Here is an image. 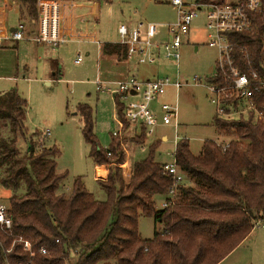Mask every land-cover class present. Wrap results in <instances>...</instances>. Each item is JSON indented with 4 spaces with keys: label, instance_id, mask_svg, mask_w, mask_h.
<instances>
[{
    "label": "trees",
    "instance_id": "1",
    "mask_svg": "<svg viewBox=\"0 0 264 264\" xmlns=\"http://www.w3.org/2000/svg\"><path fill=\"white\" fill-rule=\"evenodd\" d=\"M21 4L37 20L36 0ZM254 26L251 33L239 35L238 42L248 47L264 76V6L254 14ZM102 51L127 58V47L119 42L104 43ZM53 77L61 79L60 66ZM255 100L264 112V91ZM121 106L119 116L127 129L130 123ZM27 107L28 100L15 90L0 95V119L10 122L12 133L0 137L1 183L14 192L8 205L12 228L0 225V264H219L258 222L264 223V118L255 119L253 113L237 119L216 115L220 134L236 138L227 148L205 140L196 155L190 141L180 139L176 162L186 180L177 186L175 205L158 210L156 196L167 197L173 184L167 163L156 160L161 140L151 145L145 159L131 163L126 184L119 166L126 163L119 137L102 147L91 108L80 105L89 155L96 168L109 166L107 180H98L106 199L88 191L81 176L68 193H61L67 173L57 171L58 149L26 137ZM20 136L29 141L23 154ZM140 136L147 137L144 131ZM141 216L154 217L162 229L143 238ZM25 241L31 244L29 250Z\"/></svg>",
    "mask_w": 264,
    "mask_h": 264
},
{
    "label": "rangeland",
    "instance_id": "2",
    "mask_svg": "<svg viewBox=\"0 0 264 264\" xmlns=\"http://www.w3.org/2000/svg\"><path fill=\"white\" fill-rule=\"evenodd\" d=\"M68 1L65 0L66 3ZM73 1V6L64 12L70 25V39L58 48L50 49L47 56L42 54L41 57L37 45L29 41L0 47V95L15 90L28 100L26 137H32L35 144L41 145V133L50 131L42 145L58 149L55 158L57 171L67 173L61 183V193H68L75 178L81 176L88 191L99 200L106 199L83 134L85 120L80 105L91 108L94 132L101 146L108 148L114 139V132L119 131L115 117L117 106L108 88L114 89L115 84L127 76L169 77L172 82H176L178 77L182 82L178 93L175 86H169L161 100L174 106L177 103V127L174 121L171 125L159 124L154 134L145 138L140 136L144 130H140L138 125H133V128L128 125L121 133L119 140L125 151L126 162H129V170L132 171L131 163L145 159L151 145L160 140L162 142L158 146L156 160L170 164L174 161L180 139L187 138L191 151L196 155L202 152L205 140L224 144L236 139L220 134L214 124L218 107L210 99L207 82L216 73L219 52L208 45L206 12L199 11L189 32L183 36L182 57L179 61L158 59L154 64H147L140 63L137 56L128 60L113 57L102 51V45L119 42V27L128 23L144 27L148 23L157 24L160 35L156 40L167 41L168 25L177 21V12L170 5L171 0ZM95 2L99 3L98 7ZM20 6L21 0H0L1 29L7 30L27 20V14L21 11ZM79 55L83 61L76 63ZM58 66L61 79H50L53 69ZM195 76L201 81H195ZM10 135V122L0 119V137ZM163 135L168 136L167 141L163 140ZM28 142L22 136L19 137L21 154L25 153ZM102 173L103 170H99L100 176ZM122 175L128 184L131 177L124 176L123 171ZM13 195L11 189L2 185L0 172V203L9 205ZM165 199L166 196H156L158 210L163 208ZM161 229L162 224L156 222L154 217H140L139 232L143 238L150 239ZM219 264H264V227L256 225L253 232Z\"/></svg>",
    "mask_w": 264,
    "mask_h": 264
},
{
    "label": "built area",
    "instance_id": "3",
    "mask_svg": "<svg viewBox=\"0 0 264 264\" xmlns=\"http://www.w3.org/2000/svg\"><path fill=\"white\" fill-rule=\"evenodd\" d=\"M36 3L37 20H33L27 13L26 21H20L7 30L0 28V47L31 40L36 44H50L56 49L70 39V25L64 12L73 3H66L65 0H36ZM170 5L177 12V21L168 25L167 41L156 40L160 35L157 24L148 23L145 27L132 23L120 25L119 43L127 47V58L137 56L140 63L147 64H154L158 59L179 61L182 57L183 36L189 32L199 11H204L207 16L208 45L219 52L216 73L212 76L215 81L207 82L210 99L218 107L216 115L225 119H237L241 116L249 117L253 113L255 119H263L264 112L257 108L255 98L264 91V76L255 66L248 47L238 42L239 35L249 34L254 30V14L262 11L263 0H171ZM75 61L81 63L83 57L79 55ZM194 80L201 81L197 76ZM115 86L114 89L108 88L114 96L118 111L115 117L119 131L114 132V136L120 137L124 130V121L119 116V104L122 105L125 120L131 126L138 125L147 136L153 135L159 124L171 125L174 121L175 127L179 125L177 103L174 106L161 102L169 86H175L178 93L182 87L178 77L176 82H172L169 77L144 79L132 75L118 81ZM49 133L50 131L41 133L39 141L42 144ZM229 144L230 142L221 145L227 148ZM128 163L119 166L124 176L130 178L132 171L128 169ZM165 170L172 176L173 184L163 201V208L175 205L177 186L186 180L185 174L177 165L176 151L174 161L167 163ZM12 223L8 205L0 203V225L10 230ZM258 224L264 227L263 222ZM30 245L29 241H25L26 249L29 250ZM42 251L45 252V249Z\"/></svg>",
    "mask_w": 264,
    "mask_h": 264
},
{
    "label": "crops",
    "instance_id": "4",
    "mask_svg": "<svg viewBox=\"0 0 264 264\" xmlns=\"http://www.w3.org/2000/svg\"><path fill=\"white\" fill-rule=\"evenodd\" d=\"M68 2H72L73 4L75 3L73 0H70V1H68ZM98 5H99V3L98 2H95V6H97L98 7ZM20 9H21V11L23 12V13H25V14H27L28 12H27V9H25V7H23L22 6V4H21V6H20ZM25 9V10H24ZM98 14V13H97ZM16 25V24H15ZM15 25H13V26H15ZM27 41H29V42H34V41H31V40H27ZM18 44V42H14V43H12V44ZM35 43V42H34ZM36 44V43H35ZM8 45H10V44H7V45H5V46H8ZM37 45V51H39V52H41V57H42V54H43V56L45 55V56H47V52H49L50 51V49H52V46L50 45V44H47V43H43V44H36ZM4 47V46H3ZM0 51H1V48H0ZM49 54H50V52H49ZM113 56V55H112ZM114 57V56H113ZM117 57V56H116ZM126 60H128V58H126ZM54 71H55V69H53V73H54ZM53 73H51V77L52 78H50V79H54V77H53ZM132 76V75H131ZM128 78V76L125 78V79H127ZM141 78H146V77H141ZM50 79L49 78H47L46 80H47V82H49L50 81ZM124 79V80H125ZM134 126L132 125L131 126V128H133ZM162 138H163V140L164 141H167L168 140V136L167 135H163L162 136ZM99 170H103V173H102V176H100V174H99ZM108 173H109V171H108V166L107 167H102V168H96V177L98 178V179H102V180H106L107 179V177H108Z\"/></svg>",
    "mask_w": 264,
    "mask_h": 264
}]
</instances>
